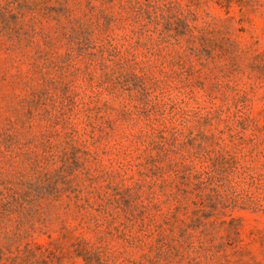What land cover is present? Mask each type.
I'll list each match as a JSON object with an SVG mask.
<instances>
[{"label": "rangeland", "instance_id": "obj_1", "mask_svg": "<svg viewBox=\"0 0 264 264\" xmlns=\"http://www.w3.org/2000/svg\"><path fill=\"white\" fill-rule=\"evenodd\" d=\"M66 1L0 0V132L6 133L0 138V191L8 202L0 205V229L10 230L8 239L0 232V264L13 258L11 264H264V183L257 188L245 179L242 196L253 204L188 200L175 208L163 196L151 199L152 182L156 193L170 190L158 186L161 171L150 168L156 150L121 139L137 133L144 119H159L177 131L171 157L214 149L233 154L255 178L264 175V0H169L196 26L192 42L184 22L176 20L158 29L147 24L138 30L121 21L107 29L104 16L124 15L135 0H78L76 15L93 23L96 41L135 28L131 45L140 43L137 61L149 66L153 78L145 82L148 99H157L161 111H117L129 94L140 93L123 90L127 83L115 80L109 86L122 92L105 91L95 71L94 87L102 94L92 106L109 107L99 115L117 120L116 133L108 137L104 124L82 136L78 126L73 140L60 122H46L44 106L30 101L35 84L25 74L34 50L11 47L20 29L47 33L51 10ZM161 35L167 43L158 48ZM64 51L61 46L55 52ZM78 65L83 71L76 85L87 81L82 60ZM36 115L42 126L36 122L30 129Z\"/></svg>", "mask_w": 264, "mask_h": 264}, {"label": "trees", "instance_id": "obj_2", "mask_svg": "<svg viewBox=\"0 0 264 264\" xmlns=\"http://www.w3.org/2000/svg\"><path fill=\"white\" fill-rule=\"evenodd\" d=\"M66 2L68 3L64 7L51 10L49 15L50 30L47 33L40 30L23 31L20 29L15 44L11 46L12 49L16 48L20 51L34 50L29 59L31 63L29 74H23L30 84H35L30 101L37 106H44L46 122L54 125L60 122L62 130L72 140L78 132V126L82 127V136L89 135L87 134L89 128L90 131L95 128L103 130L104 124L108 125L111 130L106 135L108 137L115 135L114 125L117 120H104L99 115V111H108L109 107L92 106L102 94L94 87L97 78L95 71H99L98 77L105 81L102 82L106 84L105 91L115 89L119 93L122 92L121 89H117L116 85L109 86V81L115 80L117 83H127L126 88H122L123 90L133 89L140 93L134 97L129 94L126 99L127 104L123 103V106L117 111H161L157 99H148L150 92L145 82L153 78L147 73L149 66L146 68L143 62L137 61L135 50L140 43L135 41V45H131L134 35H137L135 28L130 30V34H111L107 35L104 41H96L98 38L94 37L93 23L89 19L86 20V18L83 19L76 15L81 8L78 0H67ZM105 18L108 19L107 29L119 21L122 24L128 23L132 27L138 25V30L147 27V24H154L158 29L161 24L171 26L175 20L182 21L188 31L186 38L188 42L193 41L196 29V26L186 23L187 16L181 10L178 11V7L169 0H135L130 5L129 11L124 12V15L120 12L118 18L106 15ZM158 39L155 40L158 48L167 43L162 35ZM38 41H42V47L37 44ZM148 41L152 42L154 39L149 37ZM145 45L146 43L143 46ZM61 46H64L65 51L63 53L55 52L56 48ZM86 57L90 58L88 62ZM40 60L43 61L40 62ZM80 60L83 62L87 81L84 79L76 85L74 84L75 80L83 71L78 65ZM23 74L18 73L20 77L24 76ZM127 76L139 83L129 84ZM58 77L60 83L57 82ZM154 82L157 83L158 80L154 79ZM53 83H55V87L56 84L60 85L59 90L57 87L55 91L49 88V84ZM111 92L117 94L114 91ZM136 97L140 98L136 99ZM129 103L132 104V109L126 107ZM90 111L97 112L92 114ZM36 122L38 127L42 126L43 121L38 115L33 116L27 125L32 129ZM154 122L144 119L142 127L137 133L129 132L121 137V139H130L135 143H140L145 150H156V154L148 159V162H151L150 168L161 171V175L158 177L161 178L158 186L161 189L168 187L170 190L168 193L164 190L156 193L154 190L156 182H152L151 186H148L152 195L151 199L158 200L163 196L167 200L165 202L171 203L175 208L186 207L188 200L193 205H202L204 200L223 205L237 204L238 202L253 204L250 197L242 196V192L246 189L243 187L247 182L245 179L247 178L250 184H254L258 188V186H262L260 184L264 183L263 174H258L255 178L250 167L235 161L233 154L228 152L226 155L213 153L214 149L209 151L212 155L209 152L187 150L182 152L180 157H171L170 153L173 152L171 142L175 143L177 131L159 119H154ZM167 133L170 134L168 138ZM5 135V132H0V138ZM81 142L82 145L87 143L86 139ZM215 146L220 147V142H216ZM85 148L91 153L88 147ZM230 160H233L232 166L229 165L228 161ZM148 162L146 161V163ZM235 172L239 174V177L228 178V173ZM28 184L31 185L32 182L30 181ZM4 188L6 191L10 190ZM129 190L130 188H127V191ZM2 196L4 195L0 191V205L6 207L8 202ZM8 231L10 230L6 227L0 229L1 234H4V239L10 238L7 234ZM4 239H0V241ZM11 260V263H14L17 259ZM11 263H8L7 260V264Z\"/></svg>", "mask_w": 264, "mask_h": 264}]
</instances>
